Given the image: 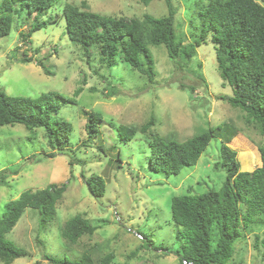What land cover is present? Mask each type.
Here are the masks:
<instances>
[{
    "label": "rangeland",
    "instance_id": "obj_1",
    "mask_svg": "<svg viewBox=\"0 0 264 264\" xmlns=\"http://www.w3.org/2000/svg\"><path fill=\"white\" fill-rule=\"evenodd\" d=\"M82 2L90 11L126 18L141 17L144 13L167 14L163 0H151L147 5L143 0H57L38 19L52 20L33 31L29 38L26 33L35 21L34 15L14 14L10 33L0 37V90L31 98L49 91L70 96L84 75L86 80L76 97L77 103L61 104L55 115L56 119L71 122L73 130L69 146L61 151L55 149L53 157L34 156L52 151L43 127L30 130L20 123L0 126V173L7 172L5 181L0 182V215L4 203L24 190L67 182L55 217L45 230L38 231L36 210L25 208L6 234L7 239L26 251V256L10 264H51L43 259L45 254L74 261L85 249H89L95 261L113 252L110 264H180V226L171 218L170 199L188 192L204 193L222 185L225 169L215 166L220 161L221 139L213 136L196 164L168 175L148 168L150 148L146 134L138 132L131 140H119L117 126L139 127L153 115L154 135L181 141L209 126L226 125L234 131L230 145L237 153L241 170L260 165L256 146L264 144V135L256 125L246 122L243 111L219 98L231 95L232 91L228 85L222 86L215 44L210 38L195 46L190 60H171L164 45H149L155 68L151 83L119 56L112 67L105 66L97 45L89 48V63L86 61L84 49L69 39L62 15L66 3L81 6ZM194 2L172 0L178 34L184 44L193 43L198 36L199 21L190 20L195 12ZM23 57H31L32 61L20 62ZM180 83L185 87L181 88ZM189 85L194 86L193 92ZM84 110L102 114L97 134L87 132ZM242 142L251 144L253 149L242 147ZM100 144L104 147H98ZM117 152L120 161L116 159ZM253 153L252 164L244 167ZM70 158L79 161L69 164ZM93 174L105 180L101 197H94L85 183V178ZM76 214L86 217L96 230L70 243L60 232L65 220ZM243 234L235 242L228 264H264V224L253 226L250 232L246 229ZM0 264L6 263L0 260Z\"/></svg>",
    "mask_w": 264,
    "mask_h": 264
},
{
    "label": "trees",
    "instance_id": "obj_2",
    "mask_svg": "<svg viewBox=\"0 0 264 264\" xmlns=\"http://www.w3.org/2000/svg\"><path fill=\"white\" fill-rule=\"evenodd\" d=\"M56 1L0 0V37L10 33L14 14L26 13L34 15L35 19L26 33V38H29L33 31L52 20L49 17L38 21ZM150 1L143 0V3L147 5ZM163 1L167 14L161 16L144 13L141 17L126 18L101 14L84 8L85 2L81 6L66 3L62 15L69 39L84 49L88 63L89 48L97 45L100 60L105 66L112 67L119 56L151 83L155 79V68L149 45H164L171 60L178 57L190 60L196 52L195 46L210 38L215 44V59L222 86L228 85L232 91L231 95H220L219 98L243 111L246 122L256 125L259 133L264 135V0H195V12L190 20L198 19L199 31L194 42L188 44H184L178 34L176 7L172 0ZM31 61V57L20 59L23 63ZM43 69L49 73L47 68ZM85 80L84 75L70 96L49 91L31 98L8 95L0 90V126L20 123L30 130L43 127L52 151L34 156L53 157L55 149L61 151L69 146L73 130L71 122L56 119L55 115L61 104L77 103L76 97L83 90ZM179 86L185 87L181 83ZM189 86L193 92L194 86ZM83 113L87 132L97 134L102 114L86 110ZM154 124L153 115L139 127L120 124L117 126V137L128 141L138 132L146 134L150 148L148 168L168 175L179 173L184 166L196 164L211 138L215 135L220 137V161L215 166L225 169L222 185L204 193L188 192L172 196L170 212L172 220L180 226L177 231V237L182 241V248L177 251L180 264H228L234 252L233 246L244 235L243 231L247 229L250 232L253 226L264 224V144L256 146L260 165L252 170H241L237 153L230 145L234 131L229 130L228 126H209L180 141L154 135L151 132ZM241 146L247 150L253 149L248 143L242 142ZM98 147L104 146L100 144ZM253 155L250 163L244 167L252 164ZM116 157L120 161L119 152ZM78 161L70 158L68 163ZM5 172L0 173L2 183L5 181ZM85 183L94 197L104 194L106 184L102 176L93 174L85 178ZM66 188L67 182L50 183L34 191L24 190L17 198L4 203L0 215L1 261L10 264L16 258L26 256L22 247L6 238L25 208L36 210L38 231L45 230L54 219L56 205ZM95 230L96 226L86 217L76 214L65 220L60 233L68 242L75 243L82 235H92ZM255 237L258 238L257 235ZM261 243L264 245V238ZM154 247L166 250L165 247ZM88 251H82L79 259L74 261L47 254L43 259L51 264H110L114 257L110 251L95 261Z\"/></svg>",
    "mask_w": 264,
    "mask_h": 264
},
{
    "label": "water",
    "instance_id": "obj_3",
    "mask_svg": "<svg viewBox=\"0 0 264 264\" xmlns=\"http://www.w3.org/2000/svg\"><path fill=\"white\" fill-rule=\"evenodd\" d=\"M36 264H40V261H37V263Z\"/></svg>",
    "mask_w": 264,
    "mask_h": 264
},
{
    "label": "crops",
    "instance_id": "obj_4",
    "mask_svg": "<svg viewBox=\"0 0 264 264\" xmlns=\"http://www.w3.org/2000/svg\"><path fill=\"white\" fill-rule=\"evenodd\" d=\"M260 156V155H259ZM260 163H261V160H260Z\"/></svg>",
    "mask_w": 264,
    "mask_h": 264
}]
</instances>
